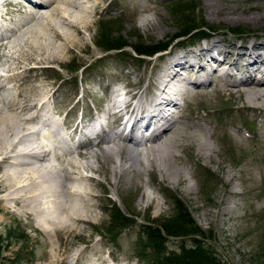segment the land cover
I'll return each mask as SVG.
<instances>
[{
  "label": "rangeland",
  "instance_id": "374dc122",
  "mask_svg": "<svg viewBox=\"0 0 264 264\" xmlns=\"http://www.w3.org/2000/svg\"><path fill=\"white\" fill-rule=\"evenodd\" d=\"M226 1L211 4L205 0H100L94 8L91 31L83 35L84 45L65 53L62 63L40 66L35 64L40 59L55 58L53 46L27 51L35 61L26 65L30 70L18 75V82L24 83L27 91L28 82L33 79L32 86L39 94L51 92L48 107L69 112L65 123L78 118L85 108L97 114L103 101L110 98L112 87L144 91L147 95L153 91L152 82L173 56L195 51L212 41L237 47L251 41L264 44V22L241 20L262 13L263 0ZM228 2L234 3L230 7L224 4ZM30 9L24 7L21 14ZM15 10L16 7L7 8L6 12L19 19L21 14ZM235 19L238 21L234 22ZM193 27L182 34L184 29ZM113 44L125 47L112 49ZM162 45L166 50L152 57L139 56L133 50ZM4 64L5 58L0 57V73L8 75ZM239 76L235 73V77ZM212 81L215 87L207 90V96L189 94L184 100L178 96V114H174L184 124L179 130L183 136L175 137L180 140L178 143L192 145L193 135H201L191 129L193 123L204 128V136L212 137L209 142L215 152L211 160H198L187 151L181 154V162L189 169L186 177L187 184L194 187L192 193L171 181L165 183L166 187L155 183L149 173H144L150 170L144 154L140 156L142 164H136L141 174L132 186L115 189L106 185L114 179L109 164L96 163L89 155L88 162L98 170L83 175L105 183L94 190L101 197L95 200L100 207L95 210V224L80 225L87 228L80 236L67 230L47 236L15 204L6 203L4 209L0 203L1 264H161L164 258L172 264H191L196 252H204L220 264H264V111L244 109L242 106L248 105L245 99L239 101L237 94H228L249 85L226 86L215 76ZM261 86L264 87L258 85ZM76 100H80L76 109L69 111ZM257 105H264V97ZM68 124L61 132L70 129ZM88 148L95 146L80 151L85 153ZM78 159L74 161L86 162ZM251 163L252 171L246 169ZM143 195L149 201L142 199ZM224 207L228 208L226 215H222ZM179 213L182 219L176 220ZM170 223L180 224L178 236L164 234L162 240L150 243L147 228L154 230ZM53 258L56 260L51 263Z\"/></svg>",
  "mask_w": 264,
  "mask_h": 264
},
{
  "label": "bare ground",
  "instance_id": "6f19581e",
  "mask_svg": "<svg viewBox=\"0 0 264 264\" xmlns=\"http://www.w3.org/2000/svg\"><path fill=\"white\" fill-rule=\"evenodd\" d=\"M6 1L0 0V6H5ZM11 1H14L15 11L19 14L24 7L31 9L0 33V57L5 58L4 65L9 71L0 80V203L4 209L6 203L15 204L34 220L35 228L44 235L67 230L80 236L85 232V227L80 228V225H93L98 219L95 210L100 207L95 200L101 197L96 192L94 194V190L105 183L95 182L93 177L83 175L98 170L88 162L89 155L96 163L102 161L109 164V172L114 179L106 180V185L115 189L124 190L132 186L141 174L136 164L141 163L140 156L144 154L150 167L144 173H149L155 183L165 186L167 181H171L184 186L187 193L194 191V187L187 184L189 169L181 162V154L187 151L191 157L211 160L215 151L209 142L212 137L204 136V128L194 123L191 129L201 135H193L192 145L178 143L180 140L175 137L183 136L179 130L184 128L181 120L174 115L178 114V96L184 100L189 94L209 95L207 90L215 87L212 81L215 76L226 86L249 85L228 94H237L239 101L245 99L248 105L242 106L244 109L264 111V105H257L264 97V87H258L264 85V44L251 41L237 47L233 43L212 41L195 51L173 56L152 82L150 87L153 91L147 95L144 91L112 87L110 98L101 104L102 115L83 108L78 118L65 123L69 112L61 113L59 109L54 111L53 106L48 107L47 100L49 96L53 97L51 92L39 94L32 86L33 79L29 80V89L25 91L24 83L18 82L17 77L29 71L26 65L35 61L29 53L45 49L47 45L53 46L55 58L50 61L40 59L36 66L64 61V54L76 49L84 41L83 35L91 31L94 8L100 0ZM205 1L211 4L224 2ZM232 3L224 4L231 7ZM257 6L261 8V5ZM241 20L264 22V11ZM32 21L36 23L31 24ZM167 55L171 56V53ZM237 72L239 77H235ZM31 98L33 102H30ZM80 100H76L77 103L69 111H74ZM121 123L126 134L114 129ZM66 124L70 129L61 132ZM87 136L93 138L86 141ZM91 145L95 148H88L85 153L80 151ZM78 158L86 162H75L74 159ZM246 169L252 171V163ZM160 176L162 178L158 179ZM142 199L147 202L150 198L143 195ZM159 206L157 201L158 215L161 214ZM227 211L228 208L224 207L222 215H226ZM54 259H50L51 263L55 262Z\"/></svg>",
  "mask_w": 264,
  "mask_h": 264
},
{
  "label": "trees",
  "instance_id": "16d2710c",
  "mask_svg": "<svg viewBox=\"0 0 264 264\" xmlns=\"http://www.w3.org/2000/svg\"><path fill=\"white\" fill-rule=\"evenodd\" d=\"M188 20V19H187ZM192 27V26H190ZM193 28L190 29H184L182 34H187L189 33ZM125 47L124 44H113L111 46L112 49H121ZM134 52L139 55V56H146V57H152L154 54L159 53L161 51L166 50V46H157L154 47L153 49H150L149 47H134ZM177 204H179V201H177ZM180 213L179 216L177 215L176 220H181L182 218L180 217ZM186 216V220L189 221V216L187 215V213H185ZM191 222V221H190ZM180 224L178 223H170V224H166V225H160L157 226V228H155L154 230L151 229L150 227L147 228V236L150 240V243L155 244L158 241L162 240L163 236L162 235H176L178 236V234L180 233V231L177 229L179 227ZM187 225V222H186ZM188 226V225H187ZM159 227V228H158ZM196 257V259H195ZM192 260L191 264H220L219 262H216L214 259H210L207 257V255L204 252H196V256H195ZM1 264V262H0ZM161 264H172L171 260L169 258H164L163 262Z\"/></svg>",
  "mask_w": 264,
  "mask_h": 264
}]
</instances>
